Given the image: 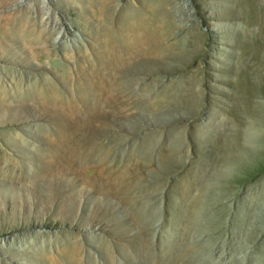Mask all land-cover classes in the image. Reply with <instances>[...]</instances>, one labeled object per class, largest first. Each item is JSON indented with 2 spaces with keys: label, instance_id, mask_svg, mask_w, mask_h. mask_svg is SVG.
<instances>
[{
  "label": "rangeland",
  "instance_id": "1",
  "mask_svg": "<svg viewBox=\"0 0 264 264\" xmlns=\"http://www.w3.org/2000/svg\"><path fill=\"white\" fill-rule=\"evenodd\" d=\"M10 2L0 264H264V0Z\"/></svg>",
  "mask_w": 264,
  "mask_h": 264
},
{
  "label": "bare ground",
  "instance_id": "2",
  "mask_svg": "<svg viewBox=\"0 0 264 264\" xmlns=\"http://www.w3.org/2000/svg\"><path fill=\"white\" fill-rule=\"evenodd\" d=\"M10 1L13 0H0V5H3L5 3L6 4L11 3ZM95 1L97 0H89L90 3H93ZM102 1L104 3L103 5L104 9L101 15H102V19L104 18L106 24L103 25V23H101L102 25L94 26L97 31H100V33L106 31L109 33H113L115 30L119 31L121 34L131 33L132 31H135L136 29L139 28L140 23L143 21L145 17V10L143 3L144 0H139L141 2L140 3L141 5L138 9L130 10V12L128 9H124L123 13L120 16L118 15L116 16L112 14V9H114L112 3L115 0H102ZM106 9H111V10L109 11ZM13 12L8 11L3 13L0 11V34L15 41H18V37L23 29L20 26V22L16 18L17 15H15V13ZM102 19L100 20L101 22L103 21ZM130 20L134 22L136 21V26H134V23H129ZM83 261L86 264L85 259H83Z\"/></svg>",
  "mask_w": 264,
  "mask_h": 264
}]
</instances>
